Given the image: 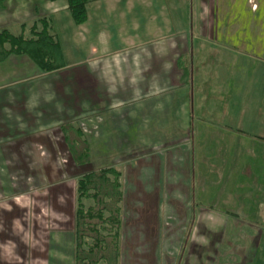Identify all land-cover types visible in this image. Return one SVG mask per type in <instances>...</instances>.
I'll use <instances>...</instances> for the list:
<instances>
[{
    "label": "rangeland",
    "instance_id": "1",
    "mask_svg": "<svg viewBox=\"0 0 264 264\" xmlns=\"http://www.w3.org/2000/svg\"><path fill=\"white\" fill-rule=\"evenodd\" d=\"M65 1L56 6L45 0V13L63 10ZM139 1L121 21L117 12L104 13L105 30H95L101 17L92 16L80 35L93 26L104 31V42L110 39L113 57L93 66L100 70L107 61L110 76L118 73L116 61L126 50L148 54L156 38L159 50L163 42L173 43L171 52L155 60L158 70L170 62L167 76L157 72L158 81L167 79V86L157 87L162 93L125 94L116 88L123 78L117 74L111 88L101 78L103 84L86 92L84 63L45 72L20 66L27 55L0 62V264H75L77 180L109 166L122 172L125 194L121 264H264V55L212 45L199 36L197 0ZM94 2L102 11L117 6V0L109 6V0ZM4 7L0 15L8 20L22 11ZM63 14L76 27L71 13ZM68 24L63 31L70 33ZM51 25L58 34L57 23ZM102 44H96L101 54ZM225 52L230 56L224 58ZM126 87L133 89L132 83ZM154 106L157 119L171 113L173 134L160 125L154 134L133 135L142 126L132 124V115L143 117ZM68 120L85 131L90 163L72 159L60 127Z\"/></svg>",
    "mask_w": 264,
    "mask_h": 264
},
{
    "label": "crops",
    "instance_id": "2",
    "mask_svg": "<svg viewBox=\"0 0 264 264\" xmlns=\"http://www.w3.org/2000/svg\"><path fill=\"white\" fill-rule=\"evenodd\" d=\"M6 1H7L6 4H5V0L3 4H1L0 10H5L4 5L6 7H9L12 10H17V9L22 10L18 15H15V17L12 20L4 19L3 17L5 16L0 15V18H1L0 23L2 22L1 23L3 25L2 27L9 28L15 34H19L22 31H24V33L30 36L29 28L32 26V24L41 15H47V14L51 15L52 20L55 21V24L57 23L56 29L54 28V30L55 32H58L57 35H59V38H60L64 57H69L71 59V61L67 62L66 68L69 67L71 64H80V63L85 64L84 74L86 77L85 78L86 92L89 90V87L92 84H99L101 78L104 79L103 80L104 82L106 81V79H108V82L110 83V88H111L113 78L117 79V77H119V79H121L123 77L120 82L117 81V83L118 84L120 83V85H117L116 88L117 89L123 88V90L125 91V94L134 93V94H144L145 96L152 95V94L155 95V94L163 92V91H157V87L164 88V85L167 86V79L166 81L164 80V82H162V80L160 81L157 80V76H158L157 72L160 71L159 74L163 73V74H166L167 76L166 71H168L170 62L168 65L165 64V65L159 66V70H158L157 68L158 65L155 64V62L157 63V61L155 60L157 56L163 57L169 52H171L174 46H173V43L167 44L162 41L164 43V50L157 49L156 44L159 43L158 42L159 38H156V40L154 41L155 51L152 50L148 54L147 53H142V54L133 53L132 54L128 50H126L127 52L125 50L117 51L116 53H122V52L124 53L125 51L124 53L125 55L123 54L121 57H119L118 61H116L119 63L117 66H115L116 71H118V73L114 72L115 74H112V75L117 74L116 78L113 77L112 75L110 76L112 69L108 68L109 64L107 61H105L106 63L104 65H101L100 63V67H101L100 70H98V68H93L94 62H100L109 57L110 58L113 57L112 53L114 51H111L110 49H108L110 39H109V42L107 40H106L107 42L106 41L104 42L103 41L104 34H102L104 31H102V33L100 31L95 32L96 29H97L96 31L100 30V28L103 27V24L106 22L103 17L104 13L110 12V11L111 13L117 12V16H119L118 19L123 18V16L126 17L128 13L130 12L134 13L137 6L141 5L139 0H117V6L115 7L109 6V3H112L114 1V0H109V2L106 4L107 6H109V8L103 11L101 10L102 9L101 6H98L97 8V4L96 5L92 4L93 6L95 5V7L91 5L90 8L88 9V20L84 24L78 25L73 20L74 24H76V27H74L72 21H69L68 15L63 14V11L66 12L68 10L66 1H65V5L62 7L64 8L63 10L58 11L55 9H51V10L49 9L50 12L48 13H45V0H6ZM60 1L62 0H57V1L49 0L51 4L56 5V6H59ZM53 5H50V7ZM48 6L49 5L47 3L46 7L50 8ZM197 7L199 8V13H200V18H199L200 23L197 26V31H199V36H201L203 39H205L206 41L209 39L210 44L212 45L217 44L220 46L222 45L221 43H224L223 44L224 46L228 45L232 48H238L239 50L243 52L253 53L258 56L264 55V0H197ZM34 11L37 13V18H36V14ZM218 14H220L219 18H218ZM92 16L93 18L101 17L100 23H98L99 19L97 21H94L95 24L93 23V26L97 24V26H100V27L99 28L95 27V30H93L94 28H92L93 27L92 26L91 28H89V34L88 35L86 33L83 34L84 38H82V36L80 35L81 28L86 27L87 25L93 22V20L91 22ZM134 17L135 16H133L132 20L136 21V18ZM26 21L31 23L30 26L27 25ZM152 21L154 23L157 22L156 20H152ZM68 22L70 23L68 24ZM65 24H68L70 27H72V32L70 33L65 32L66 29L63 28ZM156 27L157 26L155 24L154 28ZM64 29L65 31H63ZM130 29L134 31L135 29H137V26L136 27L130 26ZM101 30H105V29L101 28ZM127 30H129L128 27H127ZM135 42L136 41H134V43ZM97 43H103L102 48L105 51L102 54L100 53L101 51L100 52L97 51V48H96ZM126 43H125V46H127ZM132 45L135 46V44H132ZM205 45H208V43H206ZM82 48H84L86 51L83 54V57L79 58L80 56L78 55ZM69 49L71 53H68ZM221 49L222 48H220V51H222ZM132 50L135 51V50H138V48L134 49L133 47ZM95 52H98V53H95ZM128 53H130V55ZM205 53H207L206 46H204L203 51L201 52V56H200L201 61H203V58L201 59V57H203ZM222 54L224 58H226V55H228V53L226 54V52L225 54L224 53ZM146 55L149 56V59L147 58ZM229 56L230 55H228V57ZM143 57L145 58V61L146 59H148L147 60L148 62H145V64L141 63ZM152 57L154 58V60L151 59ZM30 60L31 59L29 57L20 59L19 60L20 66L27 65L30 68L35 69L37 65L33 61H32L33 63H31ZM242 61H245V60H242ZM113 62L114 61H111V63ZM164 62H167V61H164ZM126 67L128 68V71L123 74L124 68ZM218 67H220V65ZM149 71H152V72H150V74L146 73ZM216 74L218 75V73ZM219 75H220V71H219ZM222 75H225V73L223 72ZM160 77H163V76H160ZM200 78L203 80H206V78L208 77L203 78V75H202V77ZM141 79H143V81ZM131 83H132L133 89L129 88L128 90L126 87V84H128L130 87ZM169 83H170V80H169ZM101 84H103V82H100V85ZM123 84H125V86H123ZM117 89H114L113 91L117 93L116 91ZM26 90L25 89L21 90L22 94L27 92ZM28 92H29V89H28ZM139 98H141V96H139ZM212 107H213L212 110H217L218 104L214 103ZM209 108L210 107H207L208 110ZM138 110L140 111V107H138ZM155 110H156V106L152 107L150 111L149 109L143 110V117H139V114L132 115V117L134 118V121L132 124H134L135 127L142 126V128H138V131L137 129L133 131V135L134 134L137 135L141 131L145 133L148 132V134L150 135L154 134L155 133L154 130H158L157 126H160V125L163 126V128H161V131L163 130L164 132V130L165 131L167 130L166 132L168 135L173 134L171 113L166 112V114L163 115V117L157 119L155 115ZM186 114L188 115L187 111H186ZM19 115L20 114H16L15 118L18 117ZM156 120L157 122L162 120L163 123H166L167 120H169L171 121V124L168 125V124L158 123L157 125ZM263 121H264V118L262 119L260 126L264 125ZM1 123L3 122L1 121ZM112 123L115 125L114 121ZM184 126H185V129L184 130L180 129V130L186 133L188 129V121L186 122ZM255 126H256V123H255ZM22 131L26 132L25 129ZM181 136L183 137V135ZM11 140L13 139L11 138L7 141H11Z\"/></svg>",
    "mask_w": 264,
    "mask_h": 264
},
{
    "label": "trees",
    "instance_id": "3",
    "mask_svg": "<svg viewBox=\"0 0 264 264\" xmlns=\"http://www.w3.org/2000/svg\"><path fill=\"white\" fill-rule=\"evenodd\" d=\"M94 1L97 0H66L76 24L88 20V9ZM51 21L48 15H41L29 28L30 36L2 27L0 62L13 54L27 55L45 72L65 68L63 48ZM60 127L72 159L78 164L90 163V143L83 128L72 120ZM121 178L122 172L114 166L90 170L78 178L73 231L75 264H121L125 199ZM85 200L92 203L87 205Z\"/></svg>",
    "mask_w": 264,
    "mask_h": 264
}]
</instances>
